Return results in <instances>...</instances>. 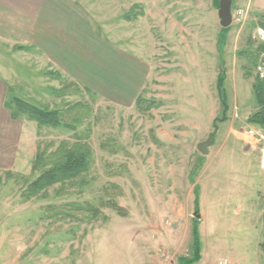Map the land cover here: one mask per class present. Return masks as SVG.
I'll use <instances>...</instances> for the list:
<instances>
[{
	"label": "rangeland",
	"instance_id": "rangeland-1",
	"mask_svg": "<svg viewBox=\"0 0 264 264\" xmlns=\"http://www.w3.org/2000/svg\"><path fill=\"white\" fill-rule=\"evenodd\" d=\"M14 9L10 0L0 6L10 99L46 110L86 103L93 113L71 129L31 128L26 160L16 172L0 169V264H180L202 214L211 225L207 250L250 233L263 242L264 264V128L248 123L258 110L253 85L264 75L248 58L264 45V0H232L227 32L214 0H45L43 33L39 15ZM27 45L45 62L34 64ZM27 81L40 90L30 92ZM70 85L76 94L58 95ZM88 129L87 168L74 179L82 191L58 196L56 185L25 198L46 170L37 158L84 141ZM214 131L202 155L197 146ZM112 187L109 203L125 216L108 204ZM72 203L99 215H52Z\"/></svg>",
	"mask_w": 264,
	"mask_h": 264
},
{
	"label": "trees",
	"instance_id": "trees-1",
	"mask_svg": "<svg viewBox=\"0 0 264 264\" xmlns=\"http://www.w3.org/2000/svg\"><path fill=\"white\" fill-rule=\"evenodd\" d=\"M214 5L219 8V0H214ZM264 28V25H262ZM229 28L222 29L223 32H227ZM19 49H22L19 48ZM248 58L252 60V67L257 68L259 63V55L264 54V45L258 47L255 51H248ZM224 75L219 73L217 77V93L220 98L223 112L227 111L226 98L223 87ZM78 92L76 85H70L63 87L59 90L60 96H71ZM253 93L258 110L248 118V123L257 125L264 128V75H258L253 85ZM12 110V118L16 119L20 116H25L31 121L38 124L39 127H51V128H73L84 119L89 118L93 111L90 105L86 103H75L71 106L56 110H46L38 108L37 106L26 102L19 98H14L9 103ZM91 131L88 129L83 132L82 139L84 141H77L69 144L66 142L60 143L55 150L49 152L42 158H37V161L46 170L33 181L24 194L25 198H31L37 196L44 190L53 186L59 185L60 188L57 191L58 196H64L71 193H80L82 188L74 182L81 173L85 171L88 163V145L85 142L89 138ZM111 176L116 175L113 171ZM114 191V192H113ZM118 189L112 187L105 192L106 197H113L117 193ZM121 194V193H119ZM195 194V211L198 215L199 199L198 192L194 190ZM108 204L111 208L117 211L120 216H125L123 209L117 206L115 203ZM52 215L66 216L77 221L85 222L92 219H96L99 215V211L92 208H83L78 204L72 203L69 207H60L53 210ZM199 223L197 216L193 219L192 226V247L191 253L188 258L180 259V264H195L200 260L201 242L199 234ZM264 248V246H263Z\"/></svg>",
	"mask_w": 264,
	"mask_h": 264
},
{
	"label": "crops",
	"instance_id": "crops-1",
	"mask_svg": "<svg viewBox=\"0 0 264 264\" xmlns=\"http://www.w3.org/2000/svg\"><path fill=\"white\" fill-rule=\"evenodd\" d=\"M7 1L8 0H0V6ZM10 1L14 3V11L21 12L25 8L32 13H36V16L39 15L38 19L40 20V30L41 33H43V22L44 18H46L45 0ZM1 36L3 35L1 34L0 30V37ZM26 48L30 49V56H34V54L36 55L34 56L36 58H34L33 60L34 64H38L39 62L37 60H42L41 56L37 53L40 56L38 57L32 45H27ZM50 59L53 61L52 58ZM42 61L45 62V60ZM30 66L32 68V65ZM2 67L3 66L0 63V169L6 170L8 172H10L9 170L16 172L17 164L26 160L27 154H29V147H31L32 144V135L30 133V129L39 126L36 122L29 120L25 116H20L16 119L12 118V110L9 106V103L12 101V98L10 99L9 94L12 89L14 75L12 73L10 74V72L8 73ZM37 73L38 78L40 80H43V77L40 76V74L42 73L41 70H37ZM33 84L34 83L27 81V85L29 87L30 92L39 91L40 89L35 88ZM35 84H37L36 81ZM40 93L43 94L42 92ZM25 95L29 94L24 93V96ZM12 97L13 99L18 98L16 96ZM35 97L38 98L37 96ZM206 224L208 225V222L206 221L204 214H202V222L199 225V233L201 237L202 248L200 260L195 264H261L260 258L262 257L263 250L261 244L263 242H253L254 236L252 237L250 233L248 234L247 238H245L244 240H240V242H237L235 244H229L227 242L221 245V242L218 241L215 243V245L213 244L210 250H207L203 243L208 242L207 240L209 238L205 236L204 232H207V228L211 227V225L209 224V226L207 227ZM205 226L207 228H205ZM209 232H211V229H209ZM208 236H210V238H214V236L212 235ZM249 238H251V243L248 242ZM249 244H251L252 250L249 248Z\"/></svg>",
	"mask_w": 264,
	"mask_h": 264
},
{
	"label": "water",
	"instance_id": "water-1",
	"mask_svg": "<svg viewBox=\"0 0 264 264\" xmlns=\"http://www.w3.org/2000/svg\"><path fill=\"white\" fill-rule=\"evenodd\" d=\"M231 2L232 0H220L218 14L221 18V27L227 28L230 26L232 22V13H231ZM215 135V131L210 133L206 139V141L200 143L197 146V151L202 155H207L209 153V148L213 146L214 141L213 137Z\"/></svg>",
	"mask_w": 264,
	"mask_h": 264
},
{
	"label": "built area",
	"instance_id": "built-area-1",
	"mask_svg": "<svg viewBox=\"0 0 264 264\" xmlns=\"http://www.w3.org/2000/svg\"><path fill=\"white\" fill-rule=\"evenodd\" d=\"M258 32H259V35L264 39V32L262 30H259ZM261 68L264 69V59L262 60Z\"/></svg>",
	"mask_w": 264,
	"mask_h": 264
}]
</instances>
